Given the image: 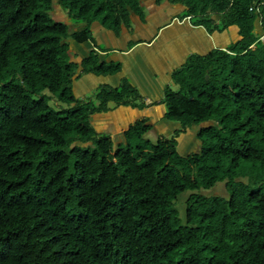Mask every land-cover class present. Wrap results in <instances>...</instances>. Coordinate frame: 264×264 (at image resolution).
Listing matches in <instances>:
<instances>
[{
    "label": "trees",
    "instance_id": "trees-1",
    "mask_svg": "<svg viewBox=\"0 0 264 264\" xmlns=\"http://www.w3.org/2000/svg\"><path fill=\"white\" fill-rule=\"evenodd\" d=\"M168 1L239 34L164 90L166 118L195 127L187 155L175 137L144 138V120L117 144L95 132L93 112L140 97L128 82L100 86L97 104L72 89L67 39L94 21L119 32L143 18L141 0H0V264H264V0ZM56 2L85 30L54 20ZM81 66L120 70L93 53ZM218 182L225 196L200 192Z\"/></svg>",
    "mask_w": 264,
    "mask_h": 264
},
{
    "label": "crops",
    "instance_id": "crops-1",
    "mask_svg": "<svg viewBox=\"0 0 264 264\" xmlns=\"http://www.w3.org/2000/svg\"><path fill=\"white\" fill-rule=\"evenodd\" d=\"M141 4L145 18L132 15L129 26L122 27L117 33L94 21L89 25L87 39H67L69 60L78 64L72 89L77 98L86 101L102 85L115 88L123 81L128 82L140 97L133 104L110 101L107 103L108 110L93 112L89 121L95 132L109 135L117 144L123 141L124 132L132 124L144 120L149 126L145 133L149 136L147 139L156 142L175 137L178 153L187 155L193 152L191 150L198 149L195 127L182 131L178 121L166 118L164 90L171 85L174 71L183 66L190 56L226 49L239 39L238 28L231 25L222 30L209 31L204 25L194 24L191 16L187 18L185 15V19H180L184 7L168 0L161 5L155 0H141ZM56 5L60 15L64 16L57 2L51 13L54 15ZM75 26L71 25V30L83 31L86 24ZM256 32L259 33V29ZM90 53L105 62H118L120 70L109 75L84 72L81 62ZM178 131L179 134L175 135Z\"/></svg>",
    "mask_w": 264,
    "mask_h": 264
},
{
    "label": "rangeland",
    "instance_id": "rangeland-1",
    "mask_svg": "<svg viewBox=\"0 0 264 264\" xmlns=\"http://www.w3.org/2000/svg\"><path fill=\"white\" fill-rule=\"evenodd\" d=\"M164 1H166V0H162L159 3L158 2H156V3H158V5H161V3H163ZM168 2L171 3L170 1H168ZM176 4H179V3H176ZM55 8H56V11H54V15L51 14V17L54 20H57V21H62V22H65V23L67 22L69 24V28H70L71 25H76L74 27V28H76L78 24L84 23V22H79V21H76V20L71 19L68 16V14L65 12V10H63V9H62V11L64 13V16H61L60 13H59L60 12L59 11V7L56 5ZM180 15H181L180 17H182L180 19H185L186 18V16H185L186 15V11L185 10H182L181 13H180ZM145 16H146V13H145ZM145 16L143 14V18H145ZM183 16H185V17H183ZM57 18H59V19H57ZM170 86L173 87V84L171 83ZM118 87L120 88L121 85L118 86ZM88 97L89 98H88V100H86V102H90V103H94V104H97L99 102L98 99H97V97L95 96V93L92 96L89 95ZM102 133L103 132L99 133L98 135H103L104 133L103 134ZM144 138L147 139V138H149V136L148 135H145ZM113 143H115V141ZM191 151H193V152L196 151V148H195V150H191ZM191 192H192L191 190H186V191L182 192L181 194L178 195L177 199L174 201L175 206L177 207L178 210L181 211V213L183 212V209L185 208V201H186V199L188 198V196H189V194ZM200 192H204L207 195H221V196H225V194H226V190H225V187H224V183L223 182H218V183H216V185L213 188L208 189V190H201ZM180 216L182 217V215H180Z\"/></svg>",
    "mask_w": 264,
    "mask_h": 264
},
{
    "label": "built area",
    "instance_id": "built-area-1",
    "mask_svg": "<svg viewBox=\"0 0 264 264\" xmlns=\"http://www.w3.org/2000/svg\"><path fill=\"white\" fill-rule=\"evenodd\" d=\"M189 17H190V16H188L187 18H189ZM260 39H261V40H264V32H263V34L260 35Z\"/></svg>",
    "mask_w": 264,
    "mask_h": 264
}]
</instances>
